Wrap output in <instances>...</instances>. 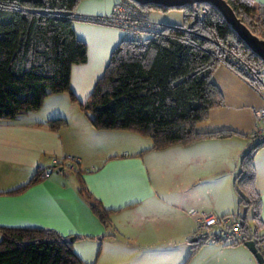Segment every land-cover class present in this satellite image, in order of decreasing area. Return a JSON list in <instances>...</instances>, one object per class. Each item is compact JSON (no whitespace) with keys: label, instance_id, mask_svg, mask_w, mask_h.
Returning a JSON list of instances; mask_svg holds the SVG:
<instances>
[{"label":"crops","instance_id":"crops-1","mask_svg":"<svg viewBox=\"0 0 264 264\" xmlns=\"http://www.w3.org/2000/svg\"><path fill=\"white\" fill-rule=\"evenodd\" d=\"M119 1L82 0L75 13L108 15ZM251 1L253 11L264 5V0ZM164 14L160 18L170 23L166 19L171 13ZM73 26L88 47L87 61L73 65L70 80L74 96L84 102L124 39V31L81 18ZM212 82L224 102L196 124V131L226 135L159 150L150 137L135 132L95 129L67 92L49 95L39 109L2 120L0 241L2 227L45 228L74 237V249L87 264H259L243 242L200 243L199 217L189 214L191 208L217 216L241 213L234 180L252 142L255 111L264 104L263 86L252 85L226 63L215 69ZM52 119L65 123L53 129ZM63 156L79 158L86 189L112 211L109 225L93 212L79 191L78 175L71 170L50 171L28 188L12 192ZM253 166L261 198V235L264 144L253 152Z\"/></svg>","mask_w":264,"mask_h":264},{"label":"trees","instance_id":"trees-1","mask_svg":"<svg viewBox=\"0 0 264 264\" xmlns=\"http://www.w3.org/2000/svg\"><path fill=\"white\" fill-rule=\"evenodd\" d=\"M80 1L0 0V122L39 109L51 94L67 92L95 129L127 130L150 137L154 149L226 135L196 131V124L224 102L212 75L220 64L229 62L226 46L249 63L261 78L264 61L249 49L214 6L208 3L197 4L195 8L187 6L184 24L160 23L162 29L148 35L144 43L124 38L113 50L91 95L82 102L70 86L73 65L88 59L87 44L78 38L73 26L76 19H84L75 13ZM228 2L256 34L257 21L264 37V5L253 11L251 0ZM137 4L148 12L151 6H157ZM250 83L262 86L258 79ZM64 123L63 119L50 120L53 129ZM259 146L244 154L234 188L240 210L245 211L238 215L243 224L242 242L254 240L264 255V234H259L261 198L255 188L253 166V152ZM75 173L80 180V193L100 220L109 225L112 211L89 193L82 181V171ZM43 178L40 169L27 184L12 192H20ZM250 210L253 217L249 221ZM1 234L0 264H87L75 251L72 237L54 229L2 227ZM198 239L200 243L208 241L205 236Z\"/></svg>","mask_w":264,"mask_h":264},{"label":"built area","instance_id":"built-area-1","mask_svg":"<svg viewBox=\"0 0 264 264\" xmlns=\"http://www.w3.org/2000/svg\"><path fill=\"white\" fill-rule=\"evenodd\" d=\"M85 20H92L101 24L119 27L124 31V38L144 43L148 35L154 34L162 29V25L152 21L148 11L142 9L132 0H121L114 5L112 11L104 16H83ZM259 29L258 35L263 32L257 21L254 22ZM226 57L228 65L241 77L250 82L258 79L262 86V98L264 101V82L256 73L253 67L237 55L232 48L226 46ZM256 125L252 132V142L249 149L264 144V104L255 111ZM79 158L75 156H63L54 159V165L43 171V176L50 171L67 169L78 172ZM189 214L198 215L199 236H205L208 240H217L227 243H239L244 239L243 224L241 219L233 215L217 216L204 211H197L194 208L189 210ZM264 247V246H263Z\"/></svg>","mask_w":264,"mask_h":264},{"label":"water","instance_id":"water-1","mask_svg":"<svg viewBox=\"0 0 264 264\" xmlns=\"http://www.w3.org/2000/svg\"><path fill=\"white\" fill-rule=\"evenodd\" d=\"M140 4H152L162 7H187L195 8L197 4L208 3L214 6L223 16L229 26L245 42L252 52L257 54L264 61V37L256 34L237 15L228 0H132ZM197 238H193L196 240ZM74 240V237L71 238ZM248 249L254 254L259 264H264V255L258 250L254 240L245 242Z\"/></svg>","mask_w":264,"mask_h":264},{"label":"rangeland","instance_id":"rangeland-1","mask_svg":"<svg viewBox=\"0 0 264 264\" xmlns=\"http://www.w3.org/2000/svg\"><path fill=\"white\" fill-rule=\"evenodd\" d=\"M185 9H186V7H181V8L175 7V8H172L170 10H164V9L158 8L157 6H151V10L153 12H152V14H150V16H151L150 18H151L152 21H155L157 23H161V24H164V25H169V26H176V25H178L180 23L184 24V22H185V16H184ZM164 13H171L169 15L170 18L166 19L170 23H168L167 21H164V20L162 21L161 18L164 17V15H165ZM85 21L99 24V22H95V21H92V20H85ZM262 79H263V82H264V68L262 70ZM67 172H69V171H67ZM240 212L242 214H245L244 209L240 210ZM252 217H253V212L250 210L248 212V220L250 221L252 219ZM252 256L257 261V259L255 258L254 254H252Z\"/></svg>","mask_w":264,"mask_h":264}]
</instances>
